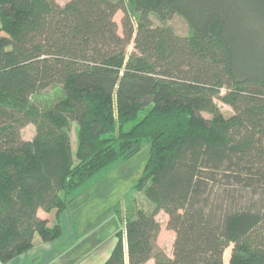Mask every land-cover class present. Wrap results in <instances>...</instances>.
<instances>
[{
    "label": "trees",
    "instance_id": "trees-1",
    "mask_svg": "<svg viewBox=\"0 0 264 264\" xmlns=\"http://www.w3.org/2000/svg\"><path fill=\"white\" fill-rule=\"evenodd\" d=\"M175 14L187 35L153 24ZM144 142L135 187L153 208L101 264H225L227 249L264 264V0H0L1 263L57 240L38 211L59 214Z\"/></svg>",
    "mask_w": 264,
    "mask_h": 264
},
{
    "label": "rangeland",
    "instance_id": "rangeland-1",
    "mask_svg": "<svg viewBox=\"0 0 264 264\" xmlns=\"http://www.w3.org/2000/svg\"><path fill=\"white\" fill-rule=\"evenodd\" d=\"M65 1L57 0L59 4ZM121 18L122 12L118 11L114 20L118 24L120 34ZM152 20L154 25H169L179 35H187L190 31L186 21L177 14L164 22L152 15ZM132 49L130 43L126 48L127 53ZM216 103L224 115L228 116L232 113L229 106L218 100ZM202 116L210 117L207 113H202ZM75 132L73 125L72 153L76 145ZM33 135L34 127L31 124L23 128L24 139L29 140ZM148 152L149 144L144 142L137 153L115 163L107 172L98 176L85 193L70 201L59 214L55 211L45 213L40 210V217L47 219L49 227L58 223L61 236L53 242L43 243L35 235L34 249L30 251L31 253L23 255L28 256L27 258L20 257L5 264H34L32 258L39 254H43L46 259L43 264H101L109 256L116 242V233L123 231L125 221L133 218L137 209L150 212L153 208L145 194L135 187L146 164ZM156 220L160 224L159 243L166 250H171L174 238L173 233L166 227V214L159 211ZM229 251L228 249L224 255L225 264H228Z\"/></svg>",
    "mask_w": 264,
    "mask_h": 264
},
{
    "label": "crops",
    "instance_id": "crops-1",
    "mask_svg": "<svg viewBox=\"0 0 264 264\" xmlns=\"http://www.w3.org/2000/svg\"><path fill=\"white\" fill-rule=\"evenodd\" d=\"M42 211V210H41ZM40 210L38 211V215L40 216V212H41ZM172 232V231H171ZM173 233V232H172ZM159 238H160V232H159V235H158V237H157V245L164 251V253L167 255V256H171V254H172V247H171V250H166L162 245H160V243H159ZM173 238H174V233H173ZM44 243V242H43ZM46 243V242H45ZM34 249V246H33V248L31 249V250H29V251H27V252H25V253H31L30 251H32ZM228 250V249H227ZM227 250H225V252L227 251ZM225 252H224V255H225ZM25 253H23V254H21V255H19V256H17L16 258H14L12 261H14V260H16V259H18V258H20V257H28V256H23V255H25ZM55 254V253H54ZM53 254V255H54ZM51 257V256H50ZM50 257H49V259L48 260H50ZM228 257H229V254H228ZM44 260V261H43ZM105 260V259H104ZM32 261H35V263L34 264H43L42 262H46V259H45V257H44V255L43 254H39L38 256H36V257H34V259L32 258ZM103 262V261H102ZM224 262H225V260H224ZM153 263V260L151 259V260H149L146 264H152ZM0 264H5V263H1L0 262Z\"/></svg>",
    "mask_w": 264,
    "mask_h": 264
}]
</instances>
